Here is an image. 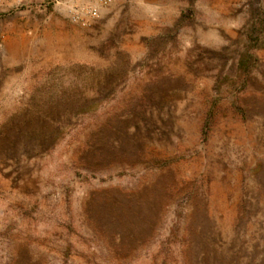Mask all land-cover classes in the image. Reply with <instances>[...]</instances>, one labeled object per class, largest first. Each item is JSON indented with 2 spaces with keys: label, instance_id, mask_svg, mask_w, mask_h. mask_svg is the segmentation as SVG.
<instances>
[{
  "label": "rangeland",
  "instance_id": "1",
  "mask_svg": "<svg viewBox=\"0 0 264 264\" xmlns=\"http://www.w3.org/2000/svg\"><path fill=\"white\" fill-rule=\"evenodd\" d=\"M169 238L170 264H264V0L0 12V264H156Z\"/></svg>",
  "mask_w": 264,
  "mask_h": 264
},
{
  "label": "trees",
  "instance_id": "2",
  "mask_svg": "<svg viewBox=\"0 0 264 264\" xmlns=\"http://www.w3.org/2000/svg\"><path fill=\"white\" fill-rule=\"evenodd\" d=\"M155 222V227H154V237L160 236L158 234L159 232V227L162 223V218L160 216H157L154 220ZM93 227L96 231H98V226L93 223ZM185 235H188V231H185ZM171 237V236H169ZM161 238V236H160ZM161 246V250L160 252L157 254V256H155V263L156 264H170V261L176 256V252L172 247V244L170 242V238L168 240H165V242H161L160 244ZM165 249V250H163ZM163 250V251H162ZM182 258H183V263L184 264H190L189 263V256H188V252L186 251L185 247L182 248Z\"/></svg>",
  "mask_w": 264,
  "mask_h": 264
},
{
  "label": "built area",
  "instance_id": "3",
  "mask_svg": "<svg viewBox=\"0 0 264 264\" xmlns=\"http://www.w3.org/2000/svg\"><path fill=\"white\" fill-rule=\"evenodd\" d=\"M25 0H0V12L11 11L23 7ZM87 17H96L97 12L94 10L84 11Z\"/></svg>",
  "mask_w": 264,
  "mask_h": 264
}]
</instances>
